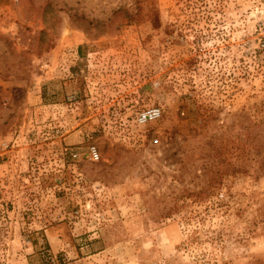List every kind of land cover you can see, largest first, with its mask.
I'll list each match as a JSON object with an SVG mask.
<instances>
[{
	"label": "rangeland",
	"instance_id": "374dc122",
	"mask_svg": "<svg viewBox=\"0 0 264 264\" xmlns=\"http://www.w3.org/2000/svg\"><path fill=\"white\" fill-rule=\"evenodd\" d=\"M260 18L264 0H0V264H264Z\"/></svg>",
	"mask_w": 264,
	"mask_h": 264
},
{
	"label": "built area",
	"instance_id": "2783aa9c",
	"mask_svg": "<svg viewBox=\"0 0 264 264\" xmlns=\"http://www.w3.org/2000/svg\"><path fill=\"white\" fill-rule=\"evenodd\" d=\"M258 26L260 27V31L264 33V18H260V21L258 23ZM264 47V42H263ZM162 116V109L159 106H151L147 107L141 111H139L136 114V122L140 125L147 124L153 121L158 120ZM155 142H158V139L154 140ZM9 146V143L3 141L1 142V149L6 150ZM64 153L70 154L73 158L78 157V153L70 149L69 147H64L63 149ZM89 155L90 158L93 161H98L100 159V153L95 145L90 146L89 148Z\"/></svg>",
	"mask_w": 264,
	"mask_h": 264
}]
</instances>
